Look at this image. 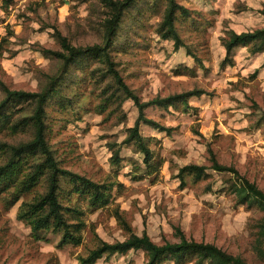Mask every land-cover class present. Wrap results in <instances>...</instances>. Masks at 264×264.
Returning <instances> with one entry per match:
<instances>
[{
    "label": "rangeland",
    "instance_id": "obj_1",
    "mask_svg": "<svg viewBox=\"0 0 264 264\" xmlns=\"http://www.w3.org/2000/svg\"><path fill=\"white\" fill-rule=\"evenodd\" d=\"M177 1L188 11L186 16L178 12L177 31L201 66L186 46L175 48L171 39L155 31L162 14H150L146 7L141 13L134 8L126 11L118 39L109 49L119 74L142 100L193 88L207 92L191 97L193 108L186 112L146 109L147 116L175 127L167 135L140 124V132L151 137L150 147L160 160L158 169L146 174L137 144L124 142L127 127L137 115L132 99L124 98L119 109L117 102L104 109L101 90L109 76L101 77L99 63L90 62L83 70L71 68L70 73L82 80L62 84V93L72 100L65 108L54 100L46 104L48 144L61 167L95 181H112V170L117 168L122 186L113 188L108 208L89 209L77 192L62 193V202L81 211L80 217L87 223L81 244L63 246L58 245V234L36 239L17 218L22 200L43 192L44 184L8 208L0 192V264H78L77 256L92 246L91 226L110 242L127 236L111 215L113 205H118L133 232L145 230L155 242L178 240L179 228L188 239L214 243L250 264H264V235L260 232L264 208L256 201L238 203L230 185L237 179L233 172L215 170L209 160L211 149L218 163L235 168L264 192V55L239 45L233 51L234 64L220 65L225 31L264 27V0ZM2 3L0 80L11 89L39 90L47 76L58 71L61 60L46 57L37 48L61 50L53 35L55 29L72 45L103 43L109 9L99 0H0ZM163 3L158 0L159 10ZM29 136L30 131L0 132V139L10 143ZM113 141L120 146L118 166L109 161ZM188 163L206 166L209 176L194 180L186 174L181 182L177 173ZM145 260L138 249L101 257L94 264H144Z\"/></svg>",
    "mask_w": 264,
    "mask_h": 264
},
{
    "label": "trees",
    "instance_id": "obj_2",
    "mask_svg": "<svg viewBox=\"0 0 264 264\" xmlns=\"http://www.w3.org/2000/svg\"><path fill=\"white\" fill-rule=\"evenodd\" d=\"M8 1V0H2ZM108 9V15L104 20L103 43L92 45H72L61 33L55 29L53 35L59 41L61 50H51L37 47L46 57H55L61 60L58 71L48 75L39 90L27 91L11 89L0 80V132H29L27 139L16 143H10L0 139V192L3 193L4 206H12L21 197L32 192L39 185L44 184V191L34 195L30 200H22L17 210V218L24 221L30 228L31 234L36 239L46 238L47 233L59 235L58 245H78L83 241V231L87 226L80 217L81 211L72 208L62 202V193L71 194L77 192L85 199L89 209L101 207L108 208L112 203V190L121 187L122 183L117 180V168L112 170V181H95L84 174L63 168L57 161L46 138V104L56 101V105L65 108L71 104L69 96L63 94L62 84L69 80L76 83L82 78L70 73L71 68L83 70L90 62L97 61L101 77L109 76L103 86L100 104L104 107L111 102H117L120 108L124 98H130L137 108V115L133 124L127 127V135L124 142H134L138 151L142 154V162L146 174L155 172L160 160L154 155L150 147L151 137L144 136L140 132V124L144 123L159 131L170 135L175 127L163 125L147 116L148 107L158 109L186 112L193 108L189 99L207 93L200 88H193L179 93L164 96L155 95L147 100H142L123 80L111 59L109 49L117 41L119 24L130 8L135 13H141L146 7L151 14H162L155 31L166 39H171L174 47H188L180 37L175 21L178 12L187 15V9L177 0H163V7L159 10L158 0H99ZM3 6V3L0 5ZM264 16V9L261 10ZM221 43L225 49L224 58L220 65L225 67L234 64L233 51L239 46H246L250 53H262L264 55V27L254 28L248 31L236 32L227 30L221 37ZM189 54L190 49H188ZM198 65L201 60L191 53ZM84 79V78H83ZM100 81V80H99ZM115 109V110H117ZM121 116H124L123 113ZM264 119V111L262 115ZM111 149L110 164L118 166L122 157L119 143H109ZM210 167L215 170H230L237 178L230 185L236 195L238 203L254 202L264 208V192L246 177L241 175L235 168L218 163L213 152L209 149ZM188 174L194 180L205 179L209 176L207 167L202 164L188 163L183 165L177 177L184 181ZM111 215L127 232L122 240L107 241L102 239L91 226L92 246L77 256L78 264H94L101 257L113 254H126L130 250H142L146 256L144 264H163L173 262L185 264L194 261L195 264H250L243 257L229 253L211 242L188 239L176 228L178 240H165L155 242L149 234L143 230L141 234L132 231L128 221L119 209L118 205L110 208ZM260 232L264 235V223Z\"/></svg>",
    "mask_w": 264,
    "mask_h": 264
}]
</instances>
